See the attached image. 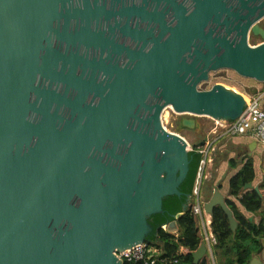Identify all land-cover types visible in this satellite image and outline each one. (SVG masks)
Wrapping results in <instances>:
<instances>
[{"label":"water","instance_id":"water-1","mask_svg":"<svg viewBox=\"0 0 264 264\" xmlns=\"http://www.w3.org/2000/svg\"><path fill=\"white\" fill-rule=\"evenodd\" d=\"M263 17L264 0H0V264H123L174 195L162 228L178 232L190 146L161 115L238 118L245 95L199 84L220 69L264 83ZM216 207L235 231L219 189Z\"/></svg>","mask_w":264,"mask_h":264},{"label":"trees","instance_id":"trees-1","mask_svg":"<svg viewBox=\"0 0 264 264\" xmlns=\"http://www.w3.org/2000/svg\"><path fill=\"white\" fill-rule=\"evenodd\" d=\"M178 127L181 129L180 123ZM197 145L198 144H194L192 146L194 150L189 152L191 158L189 171L186 179L179 187L181 192L190 194L191 196L202 159V155L195 150ZM228 164L232 169H235L238 167L239 162L236 158H231L228 159ZM255 177L253 159L252 157L245 156L241 168L231 178L229 186L232 195L246 211L253 213L260 212L261 221L258 224L244 218L237 206L232 201L227 200V205L231 208L238 221L237 229L232 231L225 212L220 207L214 209L211 229L214 237L217 239L214 255L218 263H220L221 258H224L225 264H249L254 254L258 251L261 240L264 239L263 199L259 197L254 190H244L247 184L253 183ZM212 193L213 187L209 193L205 195L204 198L206 201L209 200ZM186 199L185 196L179 197L174 195L166 197L163 200V209L165 213L152 215L149 219L153 231L147 238V243L157 249L161 253L162 258L177 260V264H194L193 253L199 249L202 242V238L198 232L199 220L192 213V207L194 205L193 198L186 212L176 220L178 225L177 234L169 233L162 228L165 224L174 220L173 216L175 214L182 211V206ZM181 248L186 250V252L180 253L179 251ZM137 264L143 263L139 262ZM199 264H209V260L205 257Z\"/></svg>","mask_w":264,"mask_h":264},{"label":"built area","instance_id":"built-area-1","mask_svg":"<svg viewBox=\"0 0 264 264\" xmlns=\"http://www.w3.org/2000/svg\"><path fill=\"white\" fill-rule=\"evenodd\" d=\"M263 20L264 17L261 19L262 23H264ZM262 101H264V83H262L261 89H257L256 95H250V98H246V107L238 118L232 121L212 119L213 125L210 129L211 136L195 147L196 152H199L202 155L192 194L194 200L192 213L197 218H202L204 213L203 205L205 200L203 199L201 189L203 180L206 178V169L211 162L210 154L215 150L214 145L216 139L221 136L234 137L249 134L256 141L260 142L264 148V107ZM168 109H170L172 113L177 114L173 111L171 106H168L164 109L161 119L166 118L164 115L168 113L166 112ZM165 123L168 124L167 120ZM164 126L168 131L174 132L168 129L166 125ZM189 149L190 151L194 150L193 147H190ZM206 240L210 244L216 243L214 235H209V233L206 234ZM179 252H184V250L181 248ZM115 255L123 264H137L139 262H142L143 264H177V260H167L162 258L161 253L149 243H146L144 246L117 252Z\"/></svg>","mask_w":264,"mask_h":264},{"label":"rangeland","instance_id":"rangeland-1","mask_svg":"<svg viewBox=\"0 0 264 264\" xmlns=\"http://www.w3.org/2000/svg\"><path fill=\"white\" fill-rule=\"evenodd\" d=\"M264 22V20H263ZM262 25L264 23L261 22ZM260 40L255 39L253 37H250V44L251 45H257ZM215 84H222L226 88L235 91L237 93L245 95V97L248 99L250 98V95H252L251 88H262V83L249 79V78H244L240 76L238 73H236L233 70L230 69H220L215 72H211L209 74V78L207 81H204L199 84V89L200 90H209L211 89ZM263 102V101H262ZM164 116L166 117L165 119L162 118L163 124L168 127V129L174 131V132H179V134L188 142L189 146L192 147L194 144H200L201 142L204 141L206 135L208 134L209 129L213 125V121L211 118L208 117H194L197 120V123H199V127L194 128V129H179V120L183 116H190V115H177L172 113L170 109H168ZM169 115V116H168ZM192 117V116H190ZM167 120L168 124L165 123ZM246 134L243 137H239L237 139L233 138H227L226 141L223 142V147L218 152H215L213 155V161L212 163L209 164L208 168L206 169V178L203 180L202 183V192L205 197L206 194L209 193L211 188L213 187L216 188V182L217 178H219V173L217 172L216 166L217 163L220 166L223 161H226L224 159L232 157V156H241L245 155L248 153L249 155V147H242L240 144L235 143V142H241V143H247L250 141V136H247ZM261 146L260 144L258 145V150L259 152ZM234 150V151H231ZM255 150H253V154L255 153ZM257 154H255L256 156ZM223 158V159H221ZM264 159V157L262 158ZM256 162H258L257 157H255ZM262 169H264V165L261 166ZM259 178L261 180V174H259ZM223 182V181H221ZM223 189V186H222Z\"/></svg>","mask_w":264,"mask_h":264},{"label":"crops","instance_id":"crops-1","mask_svg":"<svg viewBox=\"0 0 264 264\" xmlns=\"http://www.w3.org/2000/svg\"><path fill=\"white\" fill-rule=\"evenodd\" d=\"M252 89L253 88H251V90ZM256 89H258V88H256ZM256 94L252 93V95H256ZM263 107H264V102H263ZM210 129H209L208 134L206 135L204 140H206L209 136H211ZM245 135L234 136V137H226V136L218 137V139H216V142H215V145H214L215 150L213 152H211V154H210V157H211V162L210 163H212V161H213V155L215 154V152H218L221 149V147H223V145H224L223 142L226 141L227 138L237 139V138L243 137ZM247 136H250V135L248 134ZM250 139L251 140L248 141L246 144L245 143L243 144L241 142H235V143L240 144L242 147H247V148L249 147V152L252 153V156H249L248 153H246L245 155H241V156H232V157L226 158L225 159L226 161H223L220 166L218 165L216 167L215 170H217V172L219 173L218 174L219 178H217V181H215L216 182V188H214V190L215 189H219L221 194H223L225 196L226 201L227 200L232 201L237 206L239 212L243 215L244 218H247L250 222L258 224L261 221L260 212H254L253 213V212L246 211L240 205V203L237 201V199L232 195V192H231V189H230V186H229V182H230L231 178L241 168V164H242V161H243L244 157L245 156L252 157L253 163H254L255 174H256L255 180L253 181L252 184H253V186L259 188V192H260L261 196L258 193L257 194L259 195V197H261L263 199V205H264V169L261 168V166L264 165V159H262L264 157V148H263V146L261 145L260 142L256 141L251 136H250ZM253 142H256V143H253ZM259 144H260L261 148H260L259 152H257ZM250 147H252V150H250ZM254 149H256V150H255V153L253 154V150ZM231 151H234V150H231ZM255 154H257V155L255 156ZM255 157H257L258 162H256ZM231 158H236V160L239 162L238 167L235 168V169H232L229 166V164H228V159H231ZM209 164H208V166H209ZM259 174H261V180L259 178ZM221 181H223V182H221ZM222 186H223V189H222ZM245 191H253V189L252 190H245ZM202 196H203V194H202ZM203 199L205 200L204 196H203ZM207 201L205 200V202H207ZM205 202H204V204H205ZM203 210H204V205H203ZM233 215H234V213H233ZM198 220H199V222H198V232H199V235L202 238L201 244H205V246H206V253H205L203 258L206 257L209 260V264H225L224 258H221L220 259V263H218L217 258L214 255V249H215V244L216 243L215 244H210L206 240V234L209 233V235L210 234L213 235L212 229H211L212 216H210L209 214H206L205 210H204L203 217L202 218H198ZM235 220H236V218H235ZM236 222H237V226H238V221L236 220ZM175 234H177V232ZM260 246H263V248H264V239L261 240ZM185 252H186V250H184V252H181V253H185ZM254 257H258L264 262V250H262L259 254H258V251H257L254 254V256L252 257V259Z\"/></svg>","mask_w":264,"mask_h":264},{"label":"flooded vegetation","instance_id":"flooded-vegetation-1","mask_svg":"<svg viewBox=\"0 0 264 264\" xmlns=\"http://www.w3.org/2000/svg\"><path fill=\"white\" fill-rule=\"evenodd\" d=\"M263 26H264V25H263ZM250 37H253V36L251 35ZM253 38L260 40L259 43H262V42H263V41L261 40V38H259V37H253ZM197 127H199V123H197Z\"/></svg>","mask_w":264,"mask_h":264},{"label":"bare ground","instance_id":"bare-ground-1","mask_svg":"<svg viewBox=\"0 0 264 264\" xmlns=\"http://www.w3.org/2000/svg\"><path fill=\"white\" fill-rule=\"evenodd\" d=\"M264 102V101H263ZM169 116V115H168Z\"/></svg>","mask_w":264,"mask_h":264}]
</instances>
